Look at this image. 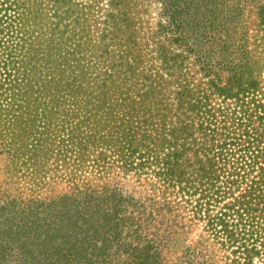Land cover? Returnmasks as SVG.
Returning <instances> with one entry per match:
<instances>
[{
  "label": "trees",
  "instance_id": "trees-1",
  "mask_svg": "<svg viewBox=\"0 0 264 264\" xmlns=\"http://www.w3.org/2000/svg\"><path fill=\"white\" fill-rule=\"evenodd\" d=\"M0 171V264H264V0H0Z\"/></svg>",
  "mask_w": 264,
  "mask_h": 264
},
{
  "label": "rangeland",
  "instance_id": "rangeland-1",
  "mask_svg": "<svg viewBox=\"0 0 264 264\" xmlns=\"http://www.w3.org/2000/svg\"><path fill=\"white\" fill-rule=\"evenodd\" d=\"M4 175L0 171V184L4 182ZM131 185L132 182L130 181ZM65 188L64 183L50 182L44 187L43 193L61 192ZM130 188V187H129ZM152 231L154 229H151ZM169 230V232H168ZM160 240H165L170 248L169 257L173 260V264H186L185 257L189 255H198V259L203 257L213 258L214 264H222L220 261V254L217 249L208 241L204 235H201L200 230L195 229L193 226L185 227H172L167 230L160 229L157 231Z\"/></svg>",
  "mask_w": 264,
  "mask_h": 264
}]
</instances>
